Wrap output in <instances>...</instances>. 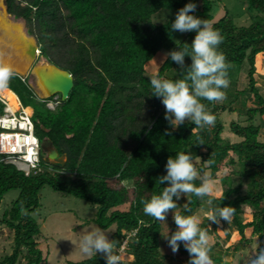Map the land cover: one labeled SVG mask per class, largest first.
I'll return each mask as SVG.
<instances>
[{
    "label": "trees",
    "instance_id": "obj_1",
    "mask_svg": "<svg viewBox=\"0 0 264 264\" xmlns=\"http://www.w3.org/2000/svg\"><path fill=\"white\" fill-rule=\"evenodd\" d=\"M218 1L191 0L196 4L192 14L206 19L223 37L218 50L229 64V82L234 65L249 66L247 92L255 106L247 108L243 101L238 112L246 115V124L231 122V132L240 138L237 142L222 137L225 127L220 110L228 109L219 108L218 101L202 100L215 116L209 135L191 120L173 128L164 117L161 98L151 95L148 64L164 48H190L196 35L194 30L187 31L179 42L172 43L182 32L170 30L171 22L189 0H4L8 14L23 20L28 34L35 38L40 57L69 71L74 86L66 101L58 95L56 110L39 100L16 73L4 87L18 95L31 113L40 142L47 139L59 156L66 158V164L63 168L52 165L43 152L44 171L36 175L27 176L11 164H0V202L9 191L19 190L3 214V223L13 231V248L0 264L44 262L38 242L41 230L33 214L40 207L39 193L46 185L97 206L92 221L103 229L116 226L111 239L116 240L117 254L129 238L125 253L131 260L122 264H169L162 254L164 243L168 246L162 235L166 228L168 236L177 230L176 210L165 228L162 221L145 215L141 201L168 186L157 179L166 174L167 159L179 151H188L196 167L203 168L201 176L206 172L212 180L219 178L227 160L231 167L238 165L220 178L223 191L214 196L215 202L234 214L239 243L246 240V229L264 239V141L260 140L261 126L254 122L257 116H264V92L256 86L255 78L257 58L264 54V0H246L250 14L247 25H238L229 17L230 11L215 20L212 10ZM162 10L174 14L158 24L154 17ZM191 63L190 55H185L183 66L167 56L158 75L181 79ZM170 72L174 76H168ZM193 183L198 186L200 179ZM176 198L173 196L174 201ZM203 204V199L187 193L188 209L181 207L177 212L195 214ZM245 207L251 209L249 222L243 220ZM213 224L215 229L217 224ZM201 227L206 228V224ZM172 254L190 259L183 246ZM211 260L220 262L216 257ZM66 264L106 261L97 253Z\"/></svg>",
    "mask_w": 264,
    "mask_h": 264
},
{
    "label": "rangeland",
    "instance_id": "obj_2",
    "mask_svg": "<svg viewBox=\"0 0 264 264\" xmlns=\"http://www.w3.org/2000/svg\"><path fill=\"white\" fill-rule=\"evenodd\" d=\"M2 2L3 6L0 5V64L9 65L14 73L21 77H26L27 83L35 92L38 99L41 100L44 98L42 97L43 91L42 88L39 87L36 77L32 73V69L38 61L44 58L36 54L39 49L38 44L35 38L28 34L24 21L17 20L9 15L4 0H2ZM246 2V0H220L216 2L212 10V13L215 15V20L224 16L226 11H230L229 17L234 18L238 25H247L250 23V14ZM173 14V12L162 10L154 17V22L158 24L166 22ZM6 21L8 22L7 24H5ZM186 32L187 31L180 33L179 36L177 33L172 43L179 42L180 37ZM169 51V48L162 49L148 64L147 70L149 76L158 74L161 65L167 58L166 53ZM248 68V64H244L242 67L237 65L233 66V80L230 81L228 87L225 88L224 98L218 101L219 108L225 107L228 109L226 111L220 110V118L225 127L222 137L226 141L237 142L240 140L237 135L231 132L230 124L234 120L246 124V115L238 112L239 108H241V103L245 101L247 108L255 106V100L251 94L247 92ZM168 76H174V72L168 73ZM240 91L244 92L241 94ZM6 95H8L10 100H17L16 97L10 93H6ZM59 101L60 99L57 95L48 98L45 103L48 108L56 110ZM229 108H235L237 111L232 112ZM185 120L189 119L185 118ZM254 122L261 126L260 140L264 141V118L257 116ZM203 127L207 130L208 134L211 135V125H204ZM50 149L49 142L45 139L42 149L44 159L57 162L49 158ZM231 157L234 156L231 155ZM61 158L65 160V157ZM229 162L230 160H227L222 164L221 171L218 175L219 178L213 179V196L215 197L221 196L223 191L220 178L238 168V165L231 167ZM233 178L236 183L239 182L238 176L234 175ZM246 188L247 184L244 183V190H246ZM18 196L19 190H11L4 195L0 202V260L12 253L13 231L6 227L2 218L4 212L11 207L12 202L17 199ZM39 196L40 207L33 214V217L41 230L38 242L39 248L42 250L44 256V262L42 264H66L68 261L79 262L93 256V254L83 255L80 252L78 240L85 231L90 230L91 227L99 226L92 221L96 217L97 206L84 199L55 191L48 185L41 189ZM175 203L176 208L168 210L166 218L163 221L165 228L167 222H171L170 217L175 214L174 210L177 212L178 209L181 207L183 208L187 204V193H181L179 198L175 199ZM125 208L127 207L125 206L123 209ZM195 215L200 217V226L205 223L208 229L211 244L209 255H220V253L216 254V250H214L215 247H218L217 244L224 246L227 251L225 253L227 255L224 256L222 254L219 256L220 262H212V264H248V257L255 253L258 247H264V239L257 235H252L250 229L245 230L246 240L239 243L241 237L237 229L233 226L232 221L227 225L217 224L214 229L213 222L207 221L205 203L197 209ZM251 219V209L245 207L243 220L244 222H249ZM104 230L108 231V238L111 239L113 232L116 230V226ZM166 232L167 228L164 234H166ZM166 247V245H163L162 252H166L167 254L163 255L167 263L188 264L189 259L175 256L172 254L169 247ZM121 258L123 263L130 261L129 256L125 253L121 255Z\"/></svg>",
    "mask_w": 264,
    "mask_h": 264
},
{
    "label": "clouds",
    "instance_id": "obj_3",
    "mask_svg": "<svg viewBox=\"0 0 264 264\" xmlns=\"http://www.w3.org/2000/svg\"><path fill=\"white\" fill-rule=\"evenodd\" d=\"M195 9L196 4L189 0L176 12L170 25V30L196 32L191 47L166 53V56H170L171 60L181 66L184 64L185 55H190V68L181 79H165L158 74L149 77L151 95L161 98L165 108L164 117L173 128L182 124L185 118L191 120L196 127L214 124L215 116L206 109L202 100H222L225 95L223 89L229 84V64L223 52L218 50L223 37L206 19L193 15ZM13 75L11 66L0 64V88L6 87ZM165 168L166 174L157 180L159 184L168 182V186L159 194L152 195L150 199H142L145 215L163 222L168 210L176 208L173 196L179 198L181 193H191L197 199H203L207 221L223 225L231 223L234 214L222 210L221 205L216 204L213 196L214 181L206 172L201 176L203 168L196 167L193 156L188 151H179L174 157L170 156ZM197 178L200 179L198 186L193 183ZM184 208L187 210L188 206L185 205ZM174 222L177 230L168 236L167 228L166 234L162 235L171 251L176 253L183 246L190 257L188 264H212L209 255V232L207 228L200 226V217L176 212ZM107 232L99 226L85 231L78 240L80 252L83 255L95 256L100 253L103 254L106 264H121V256L116 251V240L109 239ZM248 264H264V247H258L256 252L248 257Z\"/></svg>",
    "mask_w": 264,
    "mask_h": 264
},
{
    "label": "built area",
    "instance_id": "obj_4",
    "mask_svg": "<svg viewBox=\"0 0 264 264\" xmlns=\"http://www.w3.org/2000/svg\"><path fill=\"white\" fill-rule=\"evenodd\" d=\"M22 79L27 82L26 77ZM6 93L16 97V105L11 103ZM47 100V98L41 99L42 102ZM41 146L42 143L36 135L35 124L27 107L13 91L0 88V164H11L27 176L39 174L44 171L41 164ZM128 239H125L119 248L120 256L125 253ZM122 262L121 258V264Z\"/></svg>",
    "mask_w": 264,
    "mask_h": 264
},
{
    "label": "water",
    "instance_id": "obj_5",
    "mask_svg": "<svg viewBox=\"0 0 264 264\" xmlns=\"http://www.w3.org/2000/svg\"><path fill=\"white\" fill-rule=\"evenodd\" d=\"M39 53L40 51L38 49L36 54L39 56ZM32 73L36 77L39 87L42 88V97L48 99L57 95H61L63 101L68 99L74 86V77L69 71L56 66L46 59H43L34 65ZM49 146L51 147L49 158L57 162H51L50 160L46 161L50 162L56 167L63 168L66 164V158L63 160L50 143ZM41 148L43 149V144Z\"/></svg>",
    "mask_w": 264,
    "mask_h": 264
},
{
    "label": "crops",
    "instance_id": "obj_6",
    "mask_svg": "<svg viewBox=\"0 0 264 264\" xmlns=\"http://www.w3.org/2000/svg\"><path fill=\"white\" fill-rule=\"evenodd\" d=\"M255 78H256V86L258 87V89H260L261 91L264 92V54H261L260 56H258L257 61H256V74H255ZM264 118V116H263ZM219 197V196H218ZM166 243H164L165 245ZM167 246V245H166ZM217 248L215 247L214 250H216V254L220 253V255H216V256H212L211 257H218L220 259L219 256H221L222 254L225 256L227 254H225L227 251L225 250L224 246H221L219 244H217ZM168 247V246H167ZM166 247V248H167ZM163 248V247H162ZM224 249V250H223ZM163 255H167L166 252H162ZM126 254V253H125ZM128 256V255H127ZM129 259L131 260V257L129 256Z\"/></svg>",
    "mask_w": 264,
    "mask_h": 264
},
{
    "label": "bare ground",
    "instance_id": "obj_7",
    "mask_svg": "<svg viewBox=\"0 0 264 264\" xmlns=\"http://www.w3.org/2000/svg\"><path fill=\"white\" fill-rule=\"evenodd\" d=\"M5 3V2H4ZM0 5H2L3 6V2H2V0H0ZM8 22L6 21L5 22V24H7ZM11 94V93H10ZM7 98H8V95H7ZM9 99V98H8ZM10 100V99H9ZM11 101V103L12 104H14V105H16L17 104V102L15 101V100H10Z\"/></svg>",
    "mask_w": 264,
    "mask_h": 264
}]
</instances>
